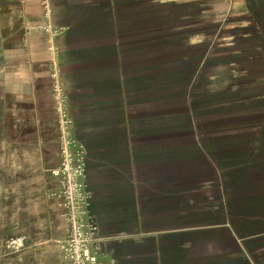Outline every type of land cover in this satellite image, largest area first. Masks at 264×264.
<instances>
[{
    "label": "crops",
    "instance_id": "1",
    "mask_svg": "<svg viewBox=\"0 0 264 264\" xmlns=\"http://www.w3.org/2000/svg\"><path fill=\"white\" fill-rule=\"evenodd\" d=\"M51 66L105 264H264V0H0V133Z\"/></svg>",
    "mask_w": 264,
    "mask_h": 264
},
{
    "label": "rangeland",
    "instance_id": "2",
    "mask_svg": "<svg viewBox=\"0 0 264 264\" xmlns=\"http://www.w3.org/2000/svg\"><path fill=\"white\" fill-rule=\"evenodd\" d=\"M47 38L35 42L53 45L52 37ZM44 75L49 78L35 85L31 109L21 111L25 120L19 116L16 131L0 133V264H58L56 239L66 230L55 194L59 182L53 176L62 159L54 85L66 90L54 66ZM20 235L25 242L14 248L11 239Z\"/></svg>",
    "mask_w": 264,
    "mask_h": 264
},
{
    "label": "built area",
    "instance_id": "3",
    "mask_svg": "<svg viewBox=\"0 0 264 264\" xmlns=\"http://www.w3.org/2000/svg\"><path fill=\"white\" fill-rule=\"evenodd\" d=\"M44 29L48 30V27L45 26ZM54 91L61 131L62 159L53 168V176L59 182V189L55 194L60 199V215L66 223L64 236L56 239L60 249V261L61 264H105L107 254L97 236V226L89 208L90 194L84 180L85 149L73 132V119L67 108V94L58 83L54 85ZM24 242V235L11 239L14 248L21 247Z\"/></svg>",
    "mask_w": 264,
    "mask_h": 264
}]
</instances>
